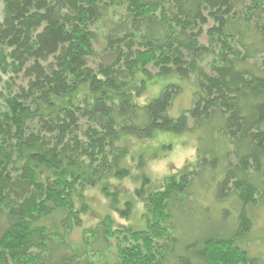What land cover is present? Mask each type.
<instances>
[{"label":"trees","instance_id":"1","mask_svg":"<svg viewBox=\"0 0 264 264\" xmlns=\"http://www.w3.org/2000/svg\"><path fill=\"white\" fill-rule=\"evenodd\" d=\"M1 1L0 264H263L243 243L264 208V0ZM140 74L137 95L156 76L193 81L192 107L171 115L178 83L138 103ZM187 130L225 141L214 181L230 207L224 229L184 243L183 218L218 152L200 148L194 170L148 191L144 155L133 176L120 141ZM112 175L140 181L147 228L107 214L75 240L88 188ZM111 182L104 196L130 219L135 200Z\"/></svg>","mask_w":264,"mask_h":264},{"label":"rangeland","instance_id":"2","mask_svg":"<svg viewBox=\"0 0 264 264\" xmlns=\"http://www.w3.org/2000/svg\"><path fill=\"white\" fill-rule=\"evenodd\" d=\"M2 10L3 3L0 0V21L3 16ZM144 77L143 74H140L137 82L134 84L136 87L133 88L134 93H136L135 101L138 103L147 105L161 94L165 86L171 83H178L183 87V90L174 102L171 115L178 117L192 107L196 90L193 81L181 78L176 74L156 76L153 79H148L146 91L137 95L138 86ZM80 92L83 95L90 94L92 96L88 85L82 86ZM219 140L214 141L201 130H187L183 133L157 131L150 139H140L131 135H124L120 141V145L128 146L130 149L128 157L125 158L122 165L129 167L133 176H138L141 173L138 168V157L142 154L144 155L147 162L146 170L152 179L151 183L147 186L148 191L163 189L167 176H180L183 173L194 170L201 159L199 154L200 148L205 150L214 149V151L218 152L220 166H212L211 161L207 163L208 167L205 171L207 177L204 178L206 183L203 182L204 186L199 185L196 189L195 202L198 201V203H193L190 200L194 208L187 211L188 215H185L183 218L180 236L183 235L182 241L184 243H188L197 237H202L209 232L224 229V226H222V216L225 214L222 208L226 206L230 207V204L229 202L220 203L218 200L217 184L214 181V177L216 175L220 176L223 173L226 160L225 152L227 150L224 145L225 141L222 138H219ZM105 178V181L98 183V185L94 183L87 190L91 211L84 217V227L76 229L73 236L75 240L80 239L84 228L94 226L107 214L113 215L119 227L133 226L136 229L147 228V222L143 216L144 204L134 192L135 188L140 185V181H133L131 177L118 179L113 175ZM109 179H111V183L115 187L123 189L126 196L135 200L136 205L130 219H124L118 212H114L110 207V200L104 196L102 188ZM120 207L124 208V203ZM236 214L234 215L237 216ZM232 221L233 216L226 224L229 232L235 230L236 225H231ZM247 239L243 243L244 246L249 249L252 255L260 256L264 264V208L256 210L254 228Z\"/></svg>","mask_w":264,"mask_h":264}]
</instances>
